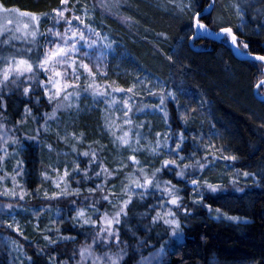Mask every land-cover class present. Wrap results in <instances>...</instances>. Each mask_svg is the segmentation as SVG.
Segmentation results:
<instances>
[{
  "label": "snow or ice",
  "instance_id": "snow-or-ice-1",
  "mask_svg": "<svg viewBox=\"0 0 264 264\" xmlns=\"http://www.w3.org/2000/svg\"><path fill=\"white\" fill-rule=\"evenodd\" d=\"M169 2L173 8L187 18L188 34L177 37L176 46L180 47L185 40H195L197 37H223L222 44L230 45L236 55L255 62L253 66L259 68L258 78L249 87L253 90L254 96L259 97L264 103V54L253 52L250 49V43L240 39V35L243 34L244 18L250 7L247 0H230L227 5V11L240 21L235 30L230 23L224 21L223 17L215 23V26L207 22L211 16L209 9H215L217 0H212L207 8L203 6L201 0H169ZM123 6V0H100L98 5L94 4L90 9L86 3L80 4V0H76L75 3H70V0H59V5L51 11L35 12L21 10L15 5L7 4L5 0H0V112L7 111L6 97L17 93L24 98L25 117L31 114V109L27 107L28 104L33 102L40 104L41 100H46L49 105H53L51 113L43 114L44 123L37 127L35 134L25 135L23 141L39 142L41 129L45 133L48 132L50 130L49 121L57 120V113L60 110L71 109L73 99L78 101L83 96H90L95 103L103 102L107 105L103 127L113 137V146L127 148L132 153L127 157V161L132 166L131 172H124L129 167V163L124 160L119 161L118 166L110 170L100 161L95 150L79 153L77 160L73 161L74 168L72 169L75 174L73 178L80 177L75 179L77 186L72 188L70 183L64 179L70 175L67 164H65L63 177L60 178V182L55 183L58 191L49 193L44 190L42 196L39 187L29 192L19 184L16 177L24 174L23 161L16 162L13 168L15 174L11 176L12 187L4 186L0 189V198H2L0 199V229L11 231L17 236L23 235L16 216L28 213L29 206L26 197L40 199L42 203L50 204L52 201L63 203L69 213L75 212L74 216H69L73 222V229H91L87 232L91 242L86 240L78 248H73L67 261L59 258L56 249L61 244H75L76 236H65L59 228H56L52 235L43 234V239L52 251L45 253L44 249H40L37 254L48 255L49 264H125L124 257L127 253L123 247H120L124 241L121 240L118 226L127 222L131 207H134L138 201H145L148 196H156V203L147 205L146 218L150 219L151 227L163 228V232L157 234L159 240L168 237L160 245L158 255L164 254L166 250L172 252L173 247L183 239L185 222L195 216L197 208L206 209L209 217L214 220L248 223L247 220H242L238 216L229 215L221 207L213 208V204L207 202L223 199L221 194L225 192L227 185L206 179V171L220 160L225 162L237 160L235 155L224 154L223 147L216 149L214 144L209 143L205 146V154L196 158V152L187 153L188 146L184 132H173L169 126V131L164 133L162 139L160 138L161 133L157 132L155 144L153 145L152 142L148 144L153 157L166 154V158L160 161V166L142 165L137 159L136 153L143 150L141 139L144 137L140 132H136L133 141L131 133L134 126L142 128L144 123L135 125L133 115L137 112L143 113L145 109H151L153 112H163L165 122H167L168 112L164 107L166 101L175 103L179 111L181 108L180 93L161 83L154 86L158 89L154 91L153 88L148 87L151 84L148 77L143 79L140 76L135 77L133 83L127 88L118 86L115 81L107 82L108 73L105 70L107 63L104 61L103 53L115 51L118 41L103 35L97 27L93 26L94 14L99 8L103 10L102 14L117 16L124 22H128L130 17H121L119 14V9ZM206 12L207 15H205ZM42 20L51 22V26L44 31L40 30ZM61 26L63 31L60 30ZM258 27L264 30V24ZM255 34L259 35L260 32ZM166 59L170 63H175L173 55H167ZM100 79L105 82L99 83ZM142 92L148 97L157 98L159 103H145L144 97L141 96L137 104L135 98ZM117 93L124 95L120 109L122 117L116 118L122 120V124H117L110 112L118 102L115 95ZM76 107L78 108V105ZM196 111L195 108H186L185 112L181 113V119L186 123L188 112L195 113ZM4 119L6 117L0 115V121ZM25 122V119H21L17 123ZM37 123L39 124V119ZM122 125H127L128 129L124 130ZM15 127L14 125L13 128ZM114 129H119L121 134L117 135ZM69 135L73 140L79 139L75 133L66 134L64 137H59L57 133L58 138L65 142L68 141ZM195 139L196 137H193V140ZM23 141L18 136L9 135L6 124L0 122V152L3 153L0 155V171L4 172L0 175V181L5 180L9 175L3 169L6 159L10 155L15 156L18 152L25 150ZM202 142L203 136H201ZM10 144L19 145V148L13 149L10 153ZM105 147L107 146H101L102 149ZM48 148L51 150V145H48ZM213 149L219 151L220 155H209V150ZM72 151L76 152L74 145ZM80 157L87 159L81 161ZM82 162L85 163L83 169L81 168ZM149 167L152 168L151 171L148 170ZM120 173H124V180L127 183L122 180L120 191H116L114 181L119 179ZM165 173L172 175L178 183L183 182L186 189H190L188 193L191 196L190 204L185 202L184 196L180 194L182 190L173 183V180L161 179ZM41 175L44 179H48L46 171ZM242 175L245 178L250 176L254 178L257 174L245 171ZM61 182L63 187H61ZM89 183L92 186H86ZM254 183L259 186V181L254 180ZM229 184L237 192L244 191L238 186L239 181L235 177L229 180ZM97 196L99 199H96ZM104 203L110 205L113 211H105L101 214L97 205ZM81 204H86L94 215H87L84 208L80 207ZM46 210L48 209L44 207L32 206L31 214L37 217L36 228H39V213ZM152 212H155V215H151ZM5 217H11V220ZM56 217L60 223L64 222L59 211ZM45 232L51 233L52 229L48 228ZM81 234L83 233L77 232V236ZM0 241L5 245H10L12 249L22 251L17 239L0 236ZM141 243L146 245L147 240ZM113 246L118 247L119 251L113 253L111 251ZM98 248L108 250L97 254ZM28 260L30 264H35L31 257H28Z\"/></svg>",
  "mask_w": 264,
  "mask_h": 264
},
{
  "label": "trees",
  "instance_id": "trees-1",
  "mask_svg": "<svg viewBox=\"0 0 264 264\" xmlns=\"http://www.w3.org/2000/svg\"><path fill=\"white\" fill-rule=\"evenodd\" d=\"M5 2L21 10L35 12H49L59 5V0H5ZM201 2L207 8L210 0H201ZM247 2L250 4L244 18L247 28L242 31L240 39L248 41L253 52L264 54V30L258 27L264 24V2L262 0H247ZM229 3L230 0H217L216 7L212 10L207 22L215 26V23L223 17L224 21L230 23L235 30L238 25L237 21L224 10V5ZM151 4L148 0L134 4L137 11L133 17L139 23L137 32L144 37H149V35L163 39L167 37L165 40L170 44V48L163 53L160 61L165 64L167 72L178 78L177 81L182 91L180 105L197 109L195 113H188L190 120L187 131L179 120L174 103L166 101L167 124L173 132H184L187 138V153L196 152V158H200L201 146L212 143L218 149L223 147L224 154L237 157L234 162H226L229 171H236L241 175L245 171L257 174L254 178L251 176L246 178L243 183L239 182L238 186L244 189L243 192L235 191L233 186L228 184L225 192L221 194L223 199L207 201L213 204V208L221 207L229 215L238 216L242 220H247L248 223L214 220L209 217L206 209L197 208L195 216L185 222L182 242L167 254L164 264H264V103L254 97L253 90L249 87L258 78L259 68L253 66L255 63L253 61L237 60L229 45L222 44V40L213 42L207 38H196L192 42L185 40L177 48L176 38L188 34L187 18L172 9L157 10ZM48 23L49 21L42 20L40 30L43 31ZM256 32L260 34L257 35ZM171 48H177V50L171 52ZM133 49L131 48V52L133 51L132 53L140 60L141 52L144 50L141 49L138 52ZM145 51L150 55H156V58L159 55L149 47ZM167 55H173L175 63H170L166 59ZM143 60L148 64L151 62V56ZM5 102L7 111L0 113L6 117L4 119L6 125L22 141L25 135H34L37 127L44 123L43 114L52 111V108L47 107L45 100H41L40 104L35 102L28 104L27 107L31 109L29 115L31 121L28 122V126L23 127L17 122L27 119L24 116V98L17 93L7 96ZM37 119H39V124ZM91 119L83 123L88 133L95 132L96 123H91ZM190 133H193V136L204 135L205 143L204 141L196 142ZM23 144L26 147L24 163L29 166L31 161H38V146L35 141L31 140L23 141ZM91 150L97 152L100 161L106 167L110 170L114 169L113 155L102 152L103 149L99 146H94L87 151ZM86 159L80 157L81 161H86ZM138 160L142 164V159L138 158ZM156 161L157 166H160V159L157 158ZM84 167L85 163L82 162L81 168ZM131 171L132 166L129 162L127 172ZM79 178L75 177V179ZM75 179H71L72 188L77 186ZM161 179L173 180V183L182 190L180 194L184 196L185 202L191 203V196L188 194L190 189H186L183 182L178 183L172 175L167 173L163 174ZM122 180H124V173H120L119 179L114 181L116 188H121ZM254 180L259 181V186L254 183ZM86 186L92 185L89 183ZM96 199H99V196ZM153 203L151 197H146L142 202L138 201L134 207H131L127 222L118 226L121 240L124 241L120 247H123L127 253L124 257L125 264H137L150 250L160 248V245L168 239L165 237L164 240H159L157 234L162 233L163 228L151 227L150 219L146 218L147 205ZM45 206L62 213L64 222L58 228L65 236H76L75 244H61L56 249L59 258L65 259L66 255L63 254L61 248L67 246L72 251V247L80 246L90 238L87 232L91 229H73V222L69 216H74L75 212L69 213L63 203L52 201L50 204L46 202ZM80 207L89 210L94 215L86 204H81ZM97 207L101 214L105 211H112L111 206L106 203L97 205ZM151 215H155V212ZM77 232L83 234L77 236ZM145 240L147 244L143 245L141 242ZM117 248L111 251L113 253L119 251ZM33 251L25 247V254L31 257L35 264L41 263V259L34 256ZM47 251L51 253L52 249L49 247Z\"/></svg>",
  "mask_w": 264,
  "mask_h": 264
},
{
  "label": "rangeland",
  "instance_id": "rangeland-1",
  "mask_svg": "<svg viewBox=\"0 0 264 264\" xmlns=\"http://www.w3.org/2000/svg\"><path fill=\"white\" fill-rule=\"evenodd\" d=\"M148 1L149 3H152L151 5L154 6L157 10L161 11L163 10V8H165V10L172 9L174 11H177L175 8H173V5L169 2V0ZM75 2L76 0H70V3ZM136 2H146V0H123L124 6L119 9V14L121 17L131 18L128 22H124L117 16H113L110 14H102V9L98 8L95 11L93 26L97 27L103 35H107L111 39L118 41V46L116 47L115 51H106L103 53L104 61L107 63V68L105 69L108 73L107 82L111 83L112 81H115L118 86L127 88L133 83L135 77L140 76L141 79H143L144 77H148L151 80V84H149L148 87L153 88L154 91H158V89L154 87L158 83L165 84L167 88L178 91L180 93V104V97L182 96V91L180 90V84L177 81L178 78H176L172 73L167 72L168 69H165V64L160 61L163 58V53L170 48V44L165 39L159 38L155 35H149V37L139 35V33L137 32L139 23L136 22L135 17H133V15H135L137 11L135 7L136 5L134 6ZM85 3L91 9L94 4L98 5L100 3V0H80V4ZM227 5L228 4L224 5V10L225 13L228 14L229 12L227 11ZM231 15L232 18L235 19L239 25L240 21L237 19V17L233 14ZM246 24L247 22L244 19L242 31H244V28H247ZM50 26L51 22L49 21V23L44 27L43 31ZM60 30L63 31L62 26ZM148 47L159 54L157 58L156 55H150L147 51H145ZM131 48H134L133 50H136L138 52H140L141 49L144 50L143 52H141L142 60L141 58L140 60L136 58V55L132 53L133 51L131 52ZM177 48H171V52H175ZM97 55H100V53H97ZM148 56H151V62L147 64L144 62L143 58H147ZM98 82L104 83L105 81L103 79H100L98 80ZM115 95L118 102L114 106V108L110 110L113 119H116L117 117H122V112L120 111V109L122 108V100L124 98L123 94L117 93ZM141 96L144 97L145 103H159V100L157 98L148 97L145 93L142 92L140 96H137L135 98L137 104H139ZM46 105L47 107L53 108V105H49L47 102ZM76 105H78V108L76 107ZM106 108V104H104L103 102L95 103L90 96H83L78 101L73 99V107L71 109L60 110L57 113L58 119L49 121L50 130L48 132L45 133L43 129H41L39 142L35 141L38 146L37 162L31 161L29 166L24 163V156L26 153L25 146L24 151L18 152V154L15 156L10 155L6 159L3 165V169L9 175L5 180L0 181V189H2L4 186H7L9 188L12 187L11 176L15 174L13 172V168L16 166V162L18 160L23 161L22 168L24 174L17 176V181L19 182V184L23 185L24 188L29 192H33L37 187H39L41 196L44 190H47L49 193L53 191H58V189H56L55 187V183L60 182V178L63 177L65 164H67L70 175L68 177H65L64 179L70 183L71 179L75 176L74 172L72 171V169L74 168L73 161L77 160V155L79 153H83L94 146H99V148L102 145L107 146L103 148L102 152L114 156L115 160H113V168H116L118 166V162L121 160H124L126 163H129L127 161V157L132 154L131 151L127 148L114 147L112 144L113 137L103 127L104 118L107 114L105 112ZM186 108L187 107L181 106L178 111V115L180 122L184 125L185 130L187 129L188 131L189 128L187 127V125L190 120L189 114H187L186 123L184 120L181 119V113H184ZM90 119L91 123H96L95 132L93 133L86 132L87 127L83 124L85 120ZM25 120V123L20 124L23 127L28 126V122L31 121L30 116L28 115L27 119ZM133 120L135 125H139L141 122L144 123V127L142 128H137L134 126L133 131L131 133V135L133 136V141L135 140L136 132H140L144 137L143 139H141V145L143 146V150L139 153H136L137 159H142L143 165L151 164L155 167H159L157 166L158 162L156 161V159L158 158L161 161L163 158H166V154H162L158 157H153L148 149V144L149 142H152L153 145L155 144V141L157 139V132L161 133L160 138L162 139L164 133L169 131V125L167 124V122H165L164 113L160 111L153 112L151 111V109H145L143 113L137 112L135 115H133ZM0 122L5 123L6 121L3 120ZM116 123L122 124V120L116 119ZM57 125H59V127H57ZM122 126L124 130L128 129L127 125ZM6 128L7 130H9V135H14L12 129L8 125H6ZM114 130L116 131L117 135L121 134L119 129ZM28 133H31V131H28ZM57 133H59V137H64L66 134L75 133L79 139L73 140L70 138L69 135L68 141L65 142L63 139L58 138ZM190 134L192 139L193 137H196L195 141L199 143H201V136H203V141L205 143L204 135L200 134L198 136H193V133ZM186 139L187 138L185 137V140ZM48 145H51V150H49ZM73 145L76 148V152L72 151ZM205 146L206 144L202 145L200 148L201 156L205 154ZM18 148L19 145L10 144L9 152L11 153L13 149ZM2 154L3 153L0 152V155ZM209 155L219 156L220 153L219 151L213 149L209 150ZM148 158H150L151 160H149ZM149 168L150 169L148 170L151 171L152 168ZM55 169H58L59 171L57 172ZM128 170L129 167L126 168L124 171L127 172ZM45 171L47 172L48 179H44V177L41 175V173ZM3 174L4 172L0 171V175ZM233 177H235L240 183H243V181L246 179L243 175L239 174L236 171H229V167L223 160L216 162L213 167H210V169L205 175L206 179L212 182L222 183L225 185H228L229 180ZM125 183H127V181H125ZM61 187H63L62 182ZM116 190L120 191V187H117ZM149 197H151L153 202L156 203V196H148V198ZM26 202L29 206L28 213H22L16 216V220L19 222L23 235L17 236V234L12 233L11 231H4L3 229H0V236H9L12 239H17L18 243L22 248V251L12 249L10 245H5L2 241H0V264H30L28 256L25 254V247H29L30 250H34V256H37L41 259L42 262L38 264H49L48 255H38L37 253L40 249H44L45 253H49L47 251L49 246L47 245V242L43 239V234H54L56 228H58V226L61 224L56 217V213L58 210L49 209L47 206H45L46 202L42 203L40 199L26 197ZM21 203L23 204L25 202ZM32 206L44 207L48 209L44 212L39 213L38 215L39 228H36L37 217L31 214ZM85 212L87 213V215L93 216V214L89 210H85ZM60 215L64 218L61 212ZM5 219L11 220V217H5ZM54 220L56 221V223H52V221ZM48 228L52 229L51 233L45 232V230ZM25 237L27 239H25ZM182 240H180L175 246L179 245ZM85 241L82 244H84ZM87 241L90 243L91 238L87 239ZM78 247L79 245L77 247H72V249ZM115 249V246L111 248V250L113 251H115ZM61 250L67 258L62 260L67 261L69 254H72L70 247L64 246L63 248H61ZM106 250L108 249L98 248L96 251L97 254H101ZM158 252L159 248H154L150 250L148 254L137 264H164L165 258L169 251L166 250L165 253L162 255H158Z\"/></svg>",
  "mask_w": 264,
  "mask_h": 264
},
{
  "label": "water",
  "instance_id": "water-1",
  "mask_svg": "<svg viewBox=\"0 0 264 264\" xmlns=\"http://www.w3.org/2000/svg\"><path fill=\"white\" fill-rule=\"evenodd\" d=\"M212 2V0H210V3ZM213 9H209L210 12H212ZM208 13L206 12L205 15H207ZM197 38H207L213 42H218L220 40L223 39V37H215V36H204V37H197ZM193 40H191L190 42H192ZM230 49H231V46L229 45ZM233 56L237 59V60H240V61H250L248 60L246 57H243V56H238L235 54V51L234 50H231ZM258 101H260V98L257 97V96H254ZM261 102V101H260Z\"/></svg>",
  "mask_w": 264,
  "mask_h": 264
}]
</instances>
